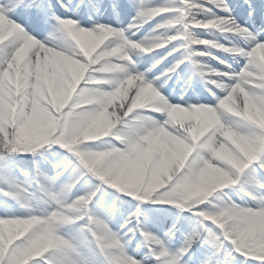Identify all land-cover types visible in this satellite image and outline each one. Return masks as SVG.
<instances>
[{
  "label": "rangeland",
  "instance_id": "obj_1",
  "mask_svg": "<svg viewBox=\"0 0 264 264\" xmlns=\"http://www.w3.org/2000/svg\"><path fill=\"white\" fill-rule=\"evenodd\" d=\"M126 1L111 18L148 31L95 0H0V159L22 152L0 176V264H264V147L204 122L184 74L200 70L180 64L187 46L233 73L199 35L202 9L226 5Z\"/></svg>",
  "mask_w": 264,
  "mask_h": 264
},
{
  "label": "bare ground",
  "instance_id": "obj_2",
  "mask_svg": "<svg viewBox=\"0 0 264 264\" xmlns=\"http://www.w3.org/2000/svg\"><path fill=\"white\" fill-rule=\"evenodd\" d=\"M95 1L93 8L86 5L87 8L101 17H109L111 22L121 25L128 34L148 31L147 23L139 24L143 15L132 19L122 15L111 18L112 9L115 7L117 9L114 11L120 10L122 0ZM131 2H134L138 9L149 17L160 13L171 15L173 12L170 5H166L163 10H156L147 7L149 0H131ZM193 2L202 3L207 7L226 5V7H217V12L203 8L201 14H197L198 22L203 23L199 35L213 41L203 47L215 51L223 61L231 63L233 72L224 73V70L230 66L223 62L211 61L212 65L208 66L203 63L204 59H196L190 55L191 60L195 58V65L201 72V74L199 71L195 73L185 68L187 73H184L185 79L190 81L191 91L202 101L199 102L200 106L195 105V107H203L204 122L218 128L221 123L227 122L231 133L223 131L222 127L223 134L229 139L232 135H237L244 147L254 149L258 153L264 147V0H244V2L243 0H182L181 3L186 6ZM112 6L114 7L111 9ZM196 8L198 9V6ZM225 8H228L230 13L226 12ZM246 11L250 13L252 19H247ZM35 17L36 20L40 19L38 14ZM118 33L120 30L117 31ZM140 41L146 44L152 43L154 39L145 36ZM94 43L99 44L97 40ZM39 48L44 53L53 54L60 61L66 60L69 64H73L71 58L64 57L51 47L39 46ZM186 62L182 60L180 64L185 66ZM205 86L213 87L218 96L203 92ZM146 103L147 98L140 97L138 105L142 106ZM179 143L183 142L179 139Z\"/></svg>",
  "mask_w": 264,
  "mask_h": 264
},
{
  "label": "trees",
  "instance_id": "obj_3",
  "mask_svg": "<svg viewBox=\"0 0 264 264\" xmlns=\"http://www.w3.org/2000/svg\"><path fill=\"white\" fill-rule=\"evenodd\" d=\"M48 150H49L48 146H41L37 150L32 151L31 156H32V159H33V161H35V164L37 166H38V164L42 163L43 161H45L47 159ZM21 153L22 152L19 150H16L14 152H7L6 155H4V157H2L0 159V176L1 177H3L4 174H7L9 162H14L16 164V162H18V157L20 156ZM79 170L82 171L81 169H79ZM85 172L86 171H82L79 173L80 175L77 176V178L79 179V182L81 180L82 181L83 180L92 181L93 177L90 174H87ZM106 191H108L107 193L111 192L109 190H106ZM250 264H256V263H250Z\"/></svg>",
  "mask_w": 264,
  "mask_h": 264
}]
</instances>
